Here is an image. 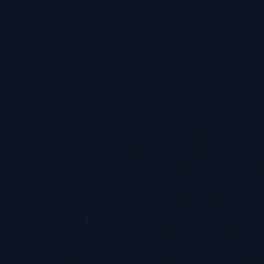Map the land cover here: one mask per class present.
Listing matches in <instances>:
<instances>
[{"label": "water", "instance_id": "1", "mask_svg": "<svg viewBox=\"0 0 264 264\" xmlns=\"http://www.w3.org/2000/svg\"><path fill=\"white\" fill-rule=\"evenodd\" d=\"M0 264H264V0H0Z\"/></svg>", "mask_w": 264, "mask_h": 264}]
</instances>
